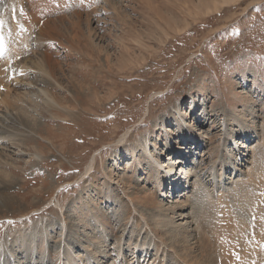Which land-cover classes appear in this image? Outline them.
I'll return each mask as SVG.
<instances>
[{
  "label": "rangeland",
  "instance_id": "obj_1",
  "mask_svg": "<svg viewBox=\"0 0 264 264\" xmlns=\"http://www.w3.org/2000/svg\"><path fill=\"white\" fill-rule=\"evenodd\" d=\"M216 1L220 6L214 10ZM229 1L231 4L222 6V0H0V16L7 24L13 15L18 19L23 11L26 18L19 22L32 30L27 40L34 46L21 52L17 60L32 65L36 57L46 53L59 64L56 76L64 86L49 84L39 73L31 72L27 79L30 87L21 85L16 91H9L10 97L24 95L21 107L27 111V118L21 116L28 126L22 127L18 119L11 121L10 116H5L7 112L1 110L5 118L0 121V129L5 134L12 130L15 140L5 137V146L0 144V183H6L0 188V196L9 197L7 205L0 206V264L9 260L6 247L11 249L9 241L18 233L31 239L46 232L51 250L60 237L66 236L79 256L85 254L75 245L74 238L79 235L83 240L92 233L79 221L75 206H79L81 198L79 212H103L114 221L118 205L101 203L94 207L90 198L97 199L98 195L91 185L97 181V190L102 192L106 174L115 178L114 183H124L131 175L125 148L137 147L143 138L155 143V150L152 146L151 151L167 163L166 155L173 149L168 137L178 141L181 131L187 137L184 147L188 152L180 151L171 157L181 161L174 163L177 171L184 167L196 188L188 184L193 189H183L166 178L168 183L162 187L170 198L179 191L190 190V199L199 205L201 199L193 198L198 194L206 197L210 174L215 170L219 173L220 168L224 188L243 178L249 166L259 168L264 177V0ZM206 7L213 10L212 14L205 15ZM73 22H78L77 27ZM32 35L42 36L47 44L35 45ZM15 62L10 69L19 63ZM74 83L82 86L81 93H75ZM39 88L56 94L63 107L74 109L75 116L44 105ZM27 97L31 100L26 101ZM237 114L243 127L248 123L253 127L250 141L241 137L239 126L231 125L232 115ZM187 126L196 139L188 137ZM125 132L129 133L128 139L118 143ZM25 134L34 138L25 141ZM14 141L20 143L18 147ZM237 147L245 154V164H236L234 169L231 161L238 154ZM36 151L40 156L36 157ZM112 151L121 154L117 166L110 158ZM93 155V171L83 178ZM143 166L150 169L147 163ZM147 175L135 176L129 192L155 190ZM249 191L247 186L246 192ZM235 195L228 200L243 193ZM118 196H125L117 194L120 203ZM56 200L61 209L54 204ZM231 203L234 211L245 210L246 206ZM142 208L139 210L147 217V210ZM184 212V220L191 222L194 213ZM112 221L111 227H115ZM106 243L107 247L96 246L112 254L114 241L110 237ZM20 252L17 256L24 260L26 252ZM111 254L92 260L108 264ZM164 255L166 259V251Z\"/></svg>",
  "mask_w": 264,
  "mask_h": 264
},
{
  "label": "bare ground",
  "instance_id": "obj_2",
  "mask_svg": "<svg viewBox=\"0 0 264 264\" xmlns=\"http://www.w3.org/2000/svg\"><path fill=\"white\" fill-rule=\"evenodd\" d=\"M222 2V6H226L229 3L231 4L232 1L222 0ZM213 6L215 7L213 9L216 10L220 4L216 1L213 3ZM212 11L213 10L209 7H206L204 12L207 16L212 14ZM2 17L3 15L0 16V21L3 19ZM77 19L75 21H77ZM10 22L11 30H16L19 34V44H16V46L13 45L14 53H9L8 57L3 60L0 59V121L4 117L3 113L7 112L5 116H10L11 121L13 119H18V121L21 122V126L25 127L28 126L27 121L24 120L27 118V111L21 107L24 95L18 96L19 94H17V96L10 97L9 91H16L17 86L21 85L30 87V82L27 79L31 72L39 73L49 84H56L59 88H64V86L61 79H58L56 76V70L59 64L51 61L46 53L36 57L32 65H29L28 62L22 61L21 59L17 60L21 52L29 50L34 46H31L32 44L27 40L28 36L32 34V30L26 23L19 22L16 15L11 17ZM77 23L78 22H73V25L77 27ZM0 29L2 30L1 24ZM22 30L25 34L21 32ZM34 40L35 45L47 44V40L45 41V38L42 36L41 38L35 37ZM20 45H23L21 49L19 48ZM45 47H48V45H45ZM104 54L107 59L109 56L108 53L106 52ZM11 58H13V61L10 63L8 61ZM15 61L19 63L13 69H10V64L13 63L15 65ZM70 81L73 80H69V82ZM81 90L82 86L78 83L77 85L74 83L75 93L79 94ZM38 92L41 101L48 108L52 107L58 112H63L70 116L75 113L73 112L74 109L69 110L70 107L68 109L63 107L62 103H60L62 99L56 96V94H53L48 88H39ZM92 95H96V93ZM28 100L30 101L31 99L27 97L26 101ZM1 110L3 112L2 115ZM10 110H13V112ZM21 115L26 118H22ZM239 116L238 114L232 115L231 125L232 127L239 126V130H241L243 135L241 137L247 138V140L250 141V138L253 136V132H251L253 127L248 125L249 123L247 127H243ZM242 117H244V115H242ZM180 118H182L185 123L182 114H180ZM185 125L186 124H184V126ZM162 127L164 128L163 125L161 128ZM186 130H189L190 136L188 137L190 139H196L194 132L191 131L188 126ZM12 132L11 130V133L7 132L8 134H5L0 129V144H5L3 141L5 137L9 140L14 139V133ZM182 133L183 131L178 133V141H172V139L168 137L173 149L169 150L170 153L166 155L167 163L162 160L163 157L151 151L152 146L155 150V143L149 138H143L139 141L138 148L132 145H128L127 148H125L128 153V161H131L129 166L131 175H129V177L127 176V180H125V182L123 181L124 183L121 184L120 181L114 183L115 178H113L111 174H106L107 181L103 183L104 189L100 192L98 191L99 183L97 181L93 182L91 185L93 192H96L98 195L97 199L93 197L90 198L94 207H98L101 203H110L111 205L114 203L118 205V209H116L113 216L115 218V227H111L112 218H109L106 214H103V212L96 214V212H92L89 209H86L85 212H79L78 208L81 207L82 202V199L79 198V206H75L76 210H78L76 214L77 216L79 214V221L89 227L92 235L90 233L87 234L88 236L83 240H81L82 238L78 235L74 238V243L85 254L79 256L73 250L74 246L70 243L72 241L67 239L68 237L66 238V236L60 237L59 241L56 243L57 245L51 250L47 244L48 236L45 234L46 232H42V234L38 236L34 235L31 239H28L25 233H18L14 236L12 241H9L12 244L9 245L11 249L6 247L9 258L8 261L6 260V264H99L98 261H93L92 258L95 259V257L99 255L106 257L108 254H111L104 248H101L102 246L107 247L106 240L110 237L114 241V245L111 251L112 254L109 258L110 260L107 261L108 264H264V177L261 176L263 171L261 172L259 168L256 170L254 167L249 166L247 167L245 176H242L243 178H240L238 182L233 183L231 181L229 183L230 186L227 188H224V174L221 173V168L219 169V173H217L218 170L212 171L210 174L212 179L209 183L210 190L206 192V197H201V195L198 194L199 196L197 195L196 198H193L197 201L201 199L199 205H195L189 196V192H191L190 190L193 188L191 187L192 185L190 186L188 184H193V186H195L194 188H196V183H190L191 177L186 169H183L184 167H180L179 171H177V167L174 163L179 162L178 164H181V161L171 157L186 149L184 145L188 144V142H186L187 137ZM128 134V132L123 133L118 143L123 144V142L128 139ZM25 135V137H23L25 141L34 138L31 134L29 136H27V134ZM20 140L21 138L18 141ZM232 140L234 145H237V142L234 141L235 139L233 138ZM18 141L13 142L17 147L20 144ZM183 142L186 143L183 144ZM177 143L178 145H175ZM4 144L3 146H5ZM236 150L238 154L233 155V160L231 161L234 169L236 164H245L243 159L245 154L240 152L241 149L239 147H237ZM185 152L188 151L186 150ZM35 155L36 157L40 156L38 151L35 152ZM120 155L121 154L117 153V151L111 152L110 158L112 159L113 165H118ZM236 156L240 157L236 158ZM91 158L92 160L87 164L81 175L83 178L86 176L88 177L93 171L92 169L96 157L93 155ZM170 159L174 160L173 163ZM144 160H146V162H143ZM145 163H147L150 168L148 171L147 168L143 166ZM250 163L254 165V161ZM260 167L262 166L260 165ZM143 174H148L147 176L151 178V185L155 190L149 193H146L145 189V191L142 192L138 190L132 193L129 192L134 177H140V175ZM241 175L242 174H240V176ZM166 178L170 181V184H180V187H183V189L189 188L190 190L179 191L173 195V198H170L171 196H167L164 191L165 187H162L164 183H168ZM113 184L115 187L112 189L111 185ZM238 184L242 187H238ZM4 185H6V183H3V185L0 183V188ZM247 186L251 189V192L249 191L250 193L246 192ZM83 187L86 188L85 185ZM203 189L205 188L203 187ZM239 191L242 192L243 195H239V198H234L233 201H236L237 205L246 206L243 213L234 211L231 203L233 201L228 200L229 197L237 196L235 194ZM86 192L87 191H85V193ZM116 192L117 194L122 193L125 196L123 198L118 196L120 203L117 201ZM87 194L89 195V193ZM240 199L243 200L240 202ZM243 201L244 203L241 204ZM5 202H9V197L1 194L0 206L5 207L7 205ZM189 203L195 208L190 207ZM54 204L61 209V203L58 200H56ZM140 207H143V211L147 210L144 211L145 214H148L147 217L141 213L139 210ZM202 207L203 209H201ZM193 210H196L195 213ZM184 211H187L188 214L194 213L191 222L187 223V217L182 216L185 213ZM22 215L27 216L28 214L24 213ZM181 216L182 218H180ZM184 218H186V220H184ZM61 221V228L64 230L66 227L64 226L66 217L63 216ZM96 244H101L102 246L98 247ZM20 250L26 252L24 260L17 256L18 253H21ZM165 251L166 259L164 255Z\"/></svg>",
  "mask_w": 264,
  "mask_h": 264
},
{
  "label": "snow or ice",
  "instance_id": "obj_3",
  "mask_svg": "<svg viewBox=\"0 0 264 264\" xmlns=\"http://www.w3.org/2000/svg\"><path fill=\"white\" fill-rule=\"evenodd\" d=\"M3 22L2 21H0V24H2ZM0 50H2V49H0Z\"/></svg>",
  "mask_w": 264,
  "mask_h": 264
}]
</instances>
